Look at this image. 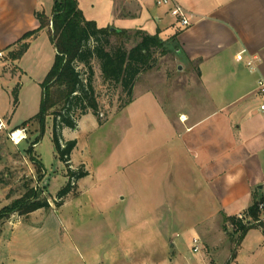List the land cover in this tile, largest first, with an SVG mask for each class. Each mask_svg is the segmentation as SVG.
I'll use <instances>...</instances> for the list:
<instances>
[{"label": "rangeland", "instance_id": "374dc122", "mask_svg": "<svg viewBox=\"0 0 264 264\" xmlns=\"http://www.w3.org/2000/svg\"><path fill=\"white\" fill-rule=\"evenodd\" d=\"M76 1L84 18L98 28L133 31L130 37L112 36V45L122 41L130 50L140 28L146 35L156 34L149 12L122 17L126 20L114 17L116 12L127 14L139 0ZM40 4L39 13L51 19L54 0ZM170 40L154 52L152 68L138 76L129 103L119 88L103 84L100 69L92 62L100 122L90 111L83 116L75 111L76 128L60 131L61 143L76 142L67 164L53 141L52 115L40 116L41 84L55 57L47 29L30 41L15 62L17 68L6 63L11 73L0 72V118L6 126L0 130V213L31 189L54 209L37 210L19 219L17 226L5 224L17 214L0 218V264H264L263 207H259L263 228L248 230L235 250L230 235L237 237L239 232L231 222L224 224L217 216L194 226L200 215L182 198L187 193L183 189L192 185H186L188 179L178 183L184 170L167 148L168 142L172 145L184 136L177 115L185 105L177 95L171 97L170 90L184 82L185 68L178 70ZM77 70L83 73L84 68ZM17 128L26 138L14 146L7 134ZM68 169L86 176L74 179L70 192L59 201L57 194L70 177ZM140 186L143 192L138 191ZM151 203L156 207L153 219L147 208ZM242 219L244 224L248 216Z\"/></svg>", "mask_w": 264, "mask_h": 264}, {"label": "crops", "instance_id": "0c3cea01", "mask_svg": "<svg viewBox=\"0 0 264 264\" xmlns=\"http://www.w3.org/2000/svg\"><path fill=\"white\" fill-rule=\"evenodd\" d=\"M156 1L139 0L127 14L116 12L114 17L126 20L149 12L157 26L155 35L177 44V68H185L184 82L170 95L185 105L177 115L184 136L172 145L168 142L167 149L184 170L178 183L188 179L186 185H192L183 189L187 193L182 198L200 215L194 226L217 216H239L253 198L264 208V196H259L264 193V116L258 111L264 102L258 86L264 81V0H174L188 15L187 28ZM40 7V0H0V72L11 73L6 63L16 67L6 60L7 48L38 29L35 14ZM137 31L145 34L142 28ZM147 208L153 219L156 207L151 203ZM47 209L54 207L49 204ZM29 215H17L5 224L17 226Z\"/></svg>", "mask_w": 264, "mask_h": 264}, {"label": "trees", "instance_id": "16d2710c", "mask_svg": "<svg viewBox=\"0 0 264 264\" xmlns=\"http://www.w3.org/2000/svg\"><path fill=\"white\" fill-rule=\"evenodd\" d=\"M35 17L39 22L38 29L25 33L8 47L6 60L12 62L20 60L27 51L30 41L38 32L47 29L55 57L51 69L41 84L40 116L44 118L49 112L52 115L53 141L60 159L67 164L76 142L61 143L60 131L62 128H76L73 116L75 111H79L82 116L90 111L100 122L98 101L92 85V62L95 61L98 65L103 84L119 88L121 94L126 95L129 103L138 76L152 68L153 54L158 48L163 47L164 42L157 35L149 36L137 31L133 34L137 42L130 50L125 49L122 41L112 45L110 43L112 36L130 37L131 32L98 28L94 22L84 18L76 0H54L51 19H46L44 14L39 12ZM176 48L177 44L174 42V52ZM78 66L84 68L83 73L77 70ZM34 164L38 171L43 170L40 163ZM67 175L70 176L68 184L56 197L59 201L70 192L71 180L83 178L86 173L81 171L72 173L68 169ZM55 202L58 204L57 201ZM261 204L262 202L255 200L247 211L240 215L241 218L224 217V224L231 222L234 230L239 232L237 237L233 233L230 235L235 250L248 230L254 227L263 228L259 209ZM47 208H49L47 200H38L31 189L11 205L4 207L0 218L8 219L13 214L27 216ZM246 215L248 219L243 224L242 218Z\"/></svg>", "mask_w": 264, "mask_h": 264}, {"label": "built area", "instance_id": "2783aa9c", "mask_svg": "<svg viewBox=\"0 0 264 264\" xmlns=\"http://www.w3.org/2000/svg\"><path fill=\"white\" fill-rule=\"evenodd\" d=\"M156 4L158 6L167 7L168 8V14L182 28H187L190 26L189 18H188L186 11L176 1H174V0H157ZM2 56H3L2 53H0V59L2 58ZM247 65H248V67H252V62L251 61L248 62ZM258 86H259V92L261 94H264V81H259ZM258 111L264 116V102H262L259 105ZM4 128H5V125L2 121V119L0 118V130H3ZM20 133L23 135L18 137V134H20ZM7 138L9 139V141L12 144L19 145L26 138L25 131L23 129L11 131L7 134ZM71 185H73V180H71ZM260 207H262V205H260ZM195 243H197L196 240H194V244ZM193 251L196 252L197 250L194 249Z\"/></svg>", "mask_w": 264, "mask_h": 264}, {"label": "bare ground", "instance_id": "6f19581e", "mask_svg": "<svg viewBox=\"0 0 264 264\" xmlns=\"http://www.w3.org/2000/svg\"><path fill=\"white\" fill-rule=\"evenodd\" d=\"M21 135H23V134H21V133H20V134H18V137H19V136H21Z\"/></svg>", "mask_w": 264, "mask_h": 264}, {"label": "water", "instance_id": "95a60500", "mask_svg": "<svg viewBox=\"0 0 264 264\" xmlns=\"http://www.w3.org/2000/svg\"><path fill=\"white\" fill-rule=\"evenodd\" d=\"M179 70H180V68H179Z\"/></svg>", "mask_w": 264, "mask_h": 264}]
</instances>
